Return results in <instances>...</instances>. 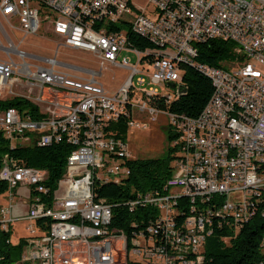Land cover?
Listing matches in <instances>:
<instances>
[{
	"label": "built area",
	"instance_id": "built-area-1",
	"mask_svg": "<svg viewBox=\"0 0 264 264\" xmlns=\"http://www.w3.org/2000/svg\"><path fill=\"white\" fill-rule=\"evenodd\" d=\"M0 15L24 35L48 27L66 47L94 55L100 70H128L120 86L108 91L97 79L101 71L55 56H32L27 62V53L7 40L0 95L20 96L37 110L0 109V136L11 150L33 142L72 147L54 186L46 182V169L24 165L10 152L0 157V181L7 185L0 229L25 223L26 233L19 237L23 248L13 264H200L213 233L211 215L228 213V220L216 225L232 236L256 212L263 216L264 0H143L142 6L133 0H0ZM134 29L158 36L164 47L133 46L128 33ZM208 39L232 42L234 58L220 67L199 62L197 44ZM183 59L195 60L196 70L209 71L214 83L196 117L159 109L129 92L135 76L142 85L147 75L152 82L174 83V94L180 93ZM172 99L165 94V103ZM135 111L145 112L150 121L159 113L167 118L172 174L162 189L124 202L132 211L150 206L169 215V223L151 216L128 240L111 224L114 204L97 198L94 186L102 175L120 176L123 182L130 174L128 144L110 125L127 117V126L145 128L147 122L136 120ZM17 195L26 198L25 210L14 211ZM72 212H79L75 223H49V216ZM178 240H187V247H178ZM260 247L264 250V233Z\"/></svg>",
	"mask_w": 264,
	"mask_h": 264
},
{
	"label": "trees",
	"instance_id": "trees-1",
	"mask_svg": "<svg viewBox=\"0 0 264 264\" xmlns=\"http://www.w3.org/2000/svg\"><path fill=\"white\" fill-rule=\"evenodd\" d=\"M108 27L116 28L114 24H109ZM128 42L138 48L155 47L152 41L130 30ZM197 46V60L210 66L220 67L221 63L234 58V44L230 41L208 39L198 43ZM181 76L182 87L185 90L182 94L174 96L168 103L164 102L163 97H152L149 101H152L159 109L170 113L196 117L212 93V83L205 74L190 64H183ZM8 107L28 109V111L30 109L35 112L37 110L35 105L20 96L0 99V109ZM127 123V117H120L110 125V129L116 137L126 140ZM166 132L168 147L165 153L156 158H132L127 161L130 174L123 182L121 179L118 181L109 179L94 186L97 198H105L114 204L111 224L122 229L128 240L131 238L132 231L144 229L151 216L155 221L157 213H154V209L150 206H138L132 211L124 202L137 193L162 189L164 182L172 174L173 149L169 146V142L173 135L169 126L166 127ZM71 150L72 147L66 143L38 146L34 142L11 150L8 141L0 136V157L3 153L10 152L20 158L24 165L46 169L48 171L46 182L50 186L56 184L64 171L66 159ZM6 189L7 185L0 181V194ZM261 206L264 210V201ZM212 219L213 233L205 240L204 259L200 264H264V250L260 247V239L264 233V214L261 216L260 211L256 212L252 218L245 220V224L233 236L225 226L218 227L216 224L219 222L215 218ZM10 236V228L6 231L0 229V264H13L20 257L24 240L19 238L17 242H12ZM126 264L140 263L128 260Z\"/></svg>",
	"mask_w": 264,
	"mask_h": 264
},
{
	"label": "rangeland",
	"instance_id": "rangeland-1",
	"mask_svg": "<svg viewBox=\"0 0 264 264\" xmlns=\"http://www.w3.org/2000/svg\"><path fill=\"white\" fill-rule=\"evenodd\" d=\"M133 3L136 6H142L143 0H133ZM7 40L13 41L20 49L27 53L28 56L25 58L27 62H33L31 60L32 56H55L58 61L68 65L101 71L97 79L108 91L117 89L128 75V70L125 68H105L100 70L98 67V60L94 55L66 47L63 38L51 33L46 26L40 29L36 34L24 35L21 31L12 30L6 20L0 15V59L7 58V55L3 52ZM11 57L17 62L21 60V58L15 54ZM258 67L260 69L263 68L261 65H258ZM138 77L139 75L135 76L133 79L135 90L138 92L136 97H140L142 91H147L150 88L156 89L158 91L157 94L160 96H165V94H170L173 97L175 96L173 88L164 83L152 82L147 75H144L143 84L139 85L137 81ZM9 97H11V95H0V99ZM133 116L136 120H139L140 123L147 122V126L145 128L135 126L127 127L125 139L131 156L133 158H156L165 153L168 147L166 132L168 120L165 115L159 113L153 121L149 120L145 112L137 113L135 111ZM22 192L21 190L20 193ZM235 195L241 196V193H236ZM2 196L1 194L0 204L5 205L7 204L6 198ZM14 199L16 201H26V198L22 199L19 195L15 196ZM10 229V240L12 242H17L19 237L26 233L25 223L23 221L13 222Z\"/></svg>",
	"mask_w": 264,
	"mask_h": 264
},
{
	"label": "bare ground",
	"instance_id": "bare-ground-1",
	"mask_svg": "<svg viewBox=\"0 0 264 264\" xmlns=\"http://www.w3.org/2000/svg\"><path fill=\"white\" fill-rule=\"evenodd\" d=\"M132 33H137L140 36H143L144 38H147L148 40L152 41V43L155 44V48H162L164 47V40L159 39L158 36L152 35V33L149 32H144L142 29H134L130 30ZM183 64H190L192 66L196 67V63L194 62L193 59H183ZM203 74H205L209 79H210V72L207 70H200ZM212 87L214 90V83H212ZM134 84L129 85V92L136 95L138 92L135 90ZM184 92V91H183ZM182 92V93H183ZM182 93H175V96H178L179 94ZM152 97H163L165 99V96H160L157 93H150V90L147 91H142L140 97L136 98H147L149 99ZM109 179H115L119 180L121 179L120 176H115V175H102L101 176V181H108ZM156 215V214H154ZM217 220L218 222L220 220L226 221L228 220V213L225 212H216V214L211 215ZM214 218L212 220H214ZM75 219H79V212H72V214H66V216H49V223H60V224H69V223H75ZM248 220V219H246ZM155 221H159V223H169V215H160L157 213ZM214 222V221H213ZM178 247H187V240H178Z\"/></svg>",
	"mask_w": 264,
	"mask_h": 264
},
{
	"label": "crops",
	"instance_id": "crops-1",
	"mask_svg": "<svg viewBox=\"0 0 264 264\" xmlns=\"http://www.w3.org/2000/svg\"><path fill=\"white\" fill-rule=\"evenodd\" d=\"M1 195V194H0ZM6 200V199H5ZM7 202V201H6ZM26 205L24 206L23 202L21 200H15L14 199V211H19V210H25Z\"/></svg>",
	"mask_w": 264,
	"mask_h": 264
},
{
	"label": "water",
	"instance_id": "water-1",
	"mask_svg": "<svg viewBox=\"0 0 264 264\" xmlns=\"http://www.w3.org/2000/svg\"><path fill=\"white\" fill-rule=\"evenodd\" d=\"M167 85H168L169 87H171V88H173V87L175 86V84L172 83V82L167 83ZM183 91H184V90H181L180 93H182Z\"/></svg>",
	"mask_w": 264,
	"mask_h": 264
}]
</instances>
